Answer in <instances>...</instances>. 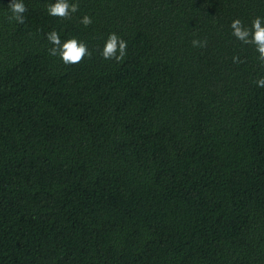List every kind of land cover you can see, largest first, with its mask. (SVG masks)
I'll return each instance as SVG.
<instances>
[{"label": "trees", "instance_id": "trees-1", "mask_svg": "<svg viewBox=\"0 0 264 264\" xmlns=\"http://www.w3.org/2000/svg\"><path fill=\"white\" fill-rule=\"evenodd\" d=\"M49 2L0 0V264H264V64L229 27L264 0Z\"/></svg>", "mask_w": 264, "mask_h": 264}, {"label": "clouds", "instance_id": "clouds-1", "mask_svg": "<svg viewBox=\"0 0 264 264\" xmlns=\"http://www.w3.org/2000/svg\"><path fill=\"white\" fill-rule=\"evenodd\" d=\"M7 9L10 13L8 17L10 22L16 24H23L25 22L24 13L26 12V7L24 0H9ZM77 11L78 4L75 0L71 3L69 0H54V2H49L46 7V12L49 16L64 19L69 18ZM80 23L87 27L92 23V19L85 14L81 17ZM229 27L232 29V35L236 39L243 44H251L254 46L258 53L257 59L261 64H264V17L257 16L254 18L251 28L243 26L239 19L233 20ZM46 40L51 45L48 49V54L58 57L65 65H74L81 61L82 58H87L92 55L87 45L75 37L62 42L55 29L46 33ZM191 45L193 48H202L205 45V41L193 39ZM126 49L127 41L112 32L108 34L99 54L105 60L119 62L125 57ZM236 60L237 58L234 56L233 62H236ZM255 85L257 88H264V76H260L255 80Z\"/></svg>", "mask_w": 264, "mask_h": 264}]
</instances>
